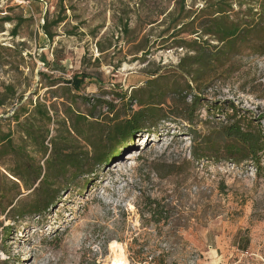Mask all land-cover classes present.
<instances>
[{
  "label": "rangeland",
  "instance_id": "obj_1",
  "mask_svg": "<svg viewBox=\"0 0 264 264\" xmlns=\"http://www.w3.org/2000/svg\"><path fill=\"white\" fill-rule=\"evenodd\" d=\"M179 1L0 0V19L11 20L0 22V91L14 86L17 98L46 104L57 120L68 107L88 114L85 99L112 102L115 113L97 111L107 123L116 112L140 108L122 94L143 90L139 96L148 101L150 80L157 81L156 93L166 91L163 109L177 89L191 102L198 91L178 68L189 52L179 45L201 33L190 35L199 22L186 29L173 24L169 13L178 12ZM219 1L185 0L184 15L196 18ZM240 1L229 0L232 19L244 18L248 6ZM58 17L66 21L52 27L50 41L42 27ZM82 75L88 78L76 90L68 82ZM200 94L264 116V56L244 50ZM197 114L201 132L209 122L225 121L221 109ZM11 115L12 108L1 109L0 122ZM192 140L188 123L161 121L119 148L120 159L63 192L48 213L17 222L9 219L12 207L2 215L17 192L0 175L6 196L0 198V264H108L114 242L129 264H264V168L258 174L252 165L197 162ZM23 193L13 206L33 199L32 191Z\"/></svg>",
  "mask_w": 264,
  "mask_h": 264
},
{
  "label": "trees",
  "instance_id": "obj_2",
  "mask_svg": "<svg viewBox=\"0 0 264 264\" xmlns=\"http://www.w3.org/2000/svg\"><path fill=\"white\" fill-rule=\"evenodd\" d=\"M238 3L240 7L248 6L244 18L232 19L230 13L234 6L229 0L209 4L196 18L184 15L185 0L179 1L178 12L176 9L169 13L173 24L180 23L184 29L194 26L196 22L200 26L190 33H201L200 38L180 40L179 45L189 52L178 68L183 77L191 79L198 91L191 102H187L186 97L181 98L177 89L173 92L177 97L172 100V106L163 109L161 105L166 103V91L160 89L156 93L157 89L152 87L157 81L150 80L149 100L144 101L139 96L143 90L130 96L122 94V101L128 99L131 107L137 104L140 108L123 115L116 112L111 123H107L105 118H110L102 113L97 114V111L105 107L109 114L115 113L116 107L112 102L85 99L91 105L88 114L68 107L64 112L65 117L57 120L46 104L27 103L22 97L17 98L14 86H6L4 91H0V110L12 108V115L2 117L0 122V175L12 184L17 192L16 197L24 194L23 191H32L33 194L29 203L18 202L13 206L17 199L15 197L3 209L2 215L11 207L8 214L14 222L25 217L45 215L57 204L63 192L71 186L78 187L77 181L80 179L97 175V167L120 159L123 152L119 148H125L143 131L150 134L161 121L180 119L188 123L193 136L191 155L195 161L252 165L260 174L264 168V130L260 121L264 116L256 118L253 112L240 109L231 100L207 102L200 94L214 81L218 68L241 55L244 50L264 56V0H241ZM255 5L259 7L255 8ZM213 8L212 12H208ZM10 21L9 18L0 19V22ZM65 21V17H58L54 21L46 19L42 27L45 36L52 41L56 36L52 27ZM86 78L88 75L75 76L68 83L80 90ZM187 87L191 88L190 85ZM203 109L209 114L221 109L225 121L209 122L207 132L197 130V113ZM52 125L57 128L52 130ZM0 193L2 195V190ZM0 198L6 199V196Z\"/></svg>",
  "mask_w": 264,
  "mask_h": 264
},
{
  "label": "bare ground",
  "instance_id": "obj_3",
  "mask_svg": "<svg viewBox=\"0 0 264 264\" xmlns=\"http://www.w3.org/2000/svg\"><path fill=\"white\" fill-rule=\"evenodd\" d=\"M131 154L128 158L133 159L136 155ZM111 256L108 264H129L124 247L114 242L110 245Z\"/></svg>",
  "mask_w": 264,
  "mask_h": 264
}]
</instances>
